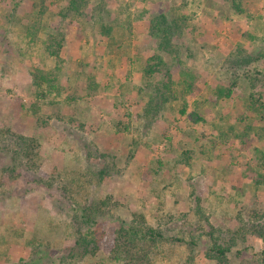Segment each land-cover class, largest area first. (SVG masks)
Returning <instances> with one entry per match:
<instances>
[{
    "label": "rangeland",
    "instance_id": "1",
    "mask_svg": "<svg viewBox=\"0 0 264 264\" xmlns=\"http://www.w3.org/2000/svg\"><path fill=\"white\" fill-rule=\"evenodd\" d=\"M35 1L20 2L10 23L4 15L12 1L0 2V134L10 148V140L25 138L35 153L20 158L13 172L12 154H0V264H22L37 247L48 248L55 260L56 251L74 244L73 215L101 201L108 208L90 231L101 252L71 264H122L107 251L114 229L134 216L184 240L159 242L150 251L151 264H215L205 255L208 233L237 230L245 210L264 213V167L255 152L264 153V135L242 133L235 118L251 93L264 103V81L239 79L231 98L199 111L201 122L179 115L180 101L163 104L149 118L143 62L131 66L125 56H111L100 30L116 19L123 45H132L129 56L136 46L146 59L157 48L148 36L150 19L196 14L199 29L193 33L189 22L182 37L172 39L175 53L164 56L174 84L194 85L184 96L189 113L216 85L228 86L223 81L236 45L244 51L243 65L253 60L239 73L264 75V2L257 11L262 19L248 21L224 0H84L87 6L75 18L64 12L69 0H56L38 31L28 33L37 18ZM122 29H113L116 43ZM49 35L63 38L59 74L44 50ZM31 72H54L58 90L47 82L34 85ZM88 76L106 88L82 99ZM68 96L78 98L71 107ZM102 169L109 178L100 182ZM263 248L260 241L237 242L227 264H260Z\"/></svg>",
    "mask_w": 264,
    "mask_h": 264
},
{
    "label": "trees",
    "instance_id": "2",
    "mask_svg": "<svg viewBox=\"0 0 264 264\" xmlns=\"http://www.w3.org/2000/svg\"><path fill=\"white\" fill-rule=\"evenodd\" d=\"M8 1H12V9L5 13L4 19L10 23L15 19L13 17L15 16L16 9L23 0H17V2H14V0H0V2L5 3ZM55 1L56 0H37L34 2L33 5L37 9V18L34 23L27 25L28 33H30L32 29L38 31L41 20L49 15L50 8L54 6ZM224 2L234 14L251 21L258 17V7L263 4L264 0H224ZM66 6L64 12L66 14H72L73 18H75L76 16L82 15L79 11L85 9L87 3L84 0H69ZM254 10L256 12H254ZM63 13H61V15H63ZM195 18L196 14H193L192 18L190 15L183 16L178 12L175 13L173 17L169 18L170 20H168L165 15L150 19L148 36L155 41L157 48L156 53L146 59L141 57V48L136 46L133 47L134 56H129L132 45L128 41L127 44L123 45V41L125 40L123 39L124 30L122 29V24L116 19L112 23L102 24L101 26L100 35L107 39L108 53L111 56L113 55L121 58L125 56L131 66L143 62L141 73L144 80V88L150 93L149 100L144 108V113L149 118H151L154 115L153 112L159 110L163 104L169 101H180L181 108L179 109V115L185 116L188 114L194 123L201 122L203 118L200 116L199 111L209 107L215 108L220 102L231 98L240 81L239 79H244L251 85H253L254 82L261 83V81H264V75H262L263 71L256 72L253 77L244 76L239 73L242 71L241 68L245 69V65L251 63L253 60L249 58L248 60L245 59L243 65L242 59H244V56L241 55V53L243 54L244 51L240 45H236L233 54L228 59L230 67H232L231 74L225 71V76H227V78L225 77L223 81L224 83L226 81L228 86L222 84L216 85L212 95L202 103H194L195 109L193 112L187 113V103L184 100V96L194 90V85L192 89V83L186 81L174 84L171 80L169 66L166 64L164 56H171L175 53L171 45L172 39L173 37H182L184 30L189 26V22L193 21V33L199 29H197L195 25ZM259 18L262 19V16H259L257 19ZM115 28L123 30L119 35L120 40H123L119 43L115 42L117 40H115L116 38H114L113 35V29ZM44 45L47 56L54 60V72H58L59 74L62 69V60L59 56L60 49L63 46L62 36L57 38L49 35ZM263 57L262 55L261 58ZM54 72L49 74L31 72L33 84L39 86L40 82H47L51 90L57 91L59 87L56 85L57 76L53 74ZM259 76H261V78H258ZM100 88L105 89L106 86L102 87L96 82L95 77L88 76L85 81V87L83 88L84 94L82 99L93 97ZM68 97L66 98V105L71 107L72 103L78 98L73 96ZM242 105L240 106L241 108L237 109V117H235L236 121L243 127L242 133L245 132L247 135V133L256 132L258 136L260 132L264 135V103L260 102L259 97L254 98V95L251 93V96H249L245 102H242ZM239 114L240 116H238ZM253 122L256 123V126H253ZM259 140H264V138ZM26 141L27 140L23 137H16L15 141L10 140L15 147L13 146L10 148L8 145H4L6 142L3 140V135L0 134V154H12L11 163L13 170H11V172L19 166L21 167L20 158L26 157L33 159L35 157L33 147H27L25 145ZM255 152L257 154V159L264 167V153L258 152L257 150H255ZM96 177L100 182H103L109 178V172L106 169H102L96 173ZM107 208L108 203L104 201L97 204H85L83 207H80L78 209L80 213H75L73 215L72 229L75 233V240L72 246L56 251L53 255L55 260L49 256L51 251H49L48 248H33L30 258L22 264H44L53 263L55 261L54 264H71L75 260H82L88 256L98 254L101 252V247L97 244L90 231L96 225L97 219L104 216ZM195 212L196 214H200L199 210H195ZM237 221L239 227L235 231L228 232L224 235H221L222 233L217 231L208 233L210 245L205 254L207 259L215 261V264H227L226 256L232 253V249L236 247L237 242L244 244L260 241L264 244L263 212L258 210L248 212L245 210L243 215L239 214ZM163 241L181 243L184 240L174 236H166L163 232L147 226L143 217L134 216L129 224L122 222L118 228L114 229L112 244L107 252L111 259L114 261H122V264H151V249L153 251V248L159 242ZM190 245L193 246V243H190ZM248 248H250V246ZM235 255L239 257L241 255L240 251H236ZM260 264H264V248L260 251Z\"/></svg>",
    "mask_w": 264,
    "mask_h": 264
}]
</instances>
